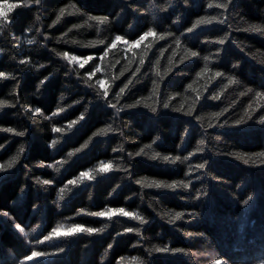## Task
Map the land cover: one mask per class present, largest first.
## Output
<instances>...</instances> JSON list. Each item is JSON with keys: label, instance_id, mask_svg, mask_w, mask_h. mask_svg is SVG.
Here are the masks:
<instances>
[{"label": "trees", "instance_id": "trees-1", "mask_svg": "<svg viewBox=\"0 0 264 264\" xmlns=\"http://www.w3.org/2000/svg\"><path fill=\"white\" fill-rule=\"evenodd\" d=\"M227 2L0 0V264H264V0Z\"/></svg>", "mask_w": 264, "mask_h": 264}, {"label": "snow or ice", "instance_id": "snow-or-ice-1", "mask_svg": "<svg viewBox=\"0 0 264 264\" xmlns=\"http://www.w3.org/2000/svg\"><path fill=\"white\" fill-rule=\"evenodd\" d=\"M36 3L38 4L39 3V0H36ZM231 3V0H228L227 3H223V4H220V3H217L215 6L218 7V8H227L228 7V4ZM17 5H8L7 8H8V11H11L12 8L16 7ZM213 5L212 4H209V7H212ZM61 15H63V12H61ZM0 17H2L4 19V21L6 22L7 21V16H6V13L3 12V11H0ZM59 19V17H58ZM92 19L98 21L99 23L103 24V23H106L108 18L107 17H92ZM216 18L215 17H212L211 19H202V20H198L196 22V25H199L201 23H211L212 20H215ZM194 25V27L196 26ZM193 29L192 28H189L188 31L191 32ZM252 31H256V32H260V31H264V29H261L259 26H252L251 28ZM149 35H155V33L152 31V30H149L148 32L144 33L142 36H140L139 40L136 41L135 43L136 44H139L140 41H143L145 39V37L149 36ZM163 38V37H161ZM123 39V37L121 36H116L115 37V41L112 43V45H110V47H115V42L116 41H121ZM31 42V41H29ZM219 43L223 44L224 43V40H220L218 41ZM177 46H179V42H177ZM104 55H107V51H105ZM191 56H196L197 53L196 52H191L190 53ZM63 57L65 59H67L69 61V63H72L73 61H79L80 58L79 57H76V56H69V54L67 52L63 53ZM92 57L89 56L87 58L84 59L83 63H80V67L83 68L84 67V64L88 62V60H91ZM101 59H103V57H101ZM25 61H21V63H24ZM141 64L144 63L143 60L140 61ZM97 71H99V69H97ZM137 71H139V68H137ZM209 71V69L207 68V66H205V69H204V72H207ZM123 74V73H121ZM91 75H94V73H92ZM216 76H220L222 75L221 73H216L215 74ZM9 78L8 74L0 71V79H7ZM91 78V76H90ZM236 81L234 79H230L229 80V83L232 84V83H235ZM43 83V82H42ZM97 83L100 85L101 88H104L105 87V83L104 81H101V80H98ZM129 83H131V81H129ZM128 85L126 84L124 86V88H121L120 92L123 93L125 88H127ZM191 87V86H190ZM104 95L107 96L108 93L107 91L104 92ZM257 96H261V93H257L256 94ZM139 103V102H138ZM6 106V102L5 101H0V109L4 108ZM165 107H168L167 104L164 105ZM113 107H115V105H113ZM251 107V105L249 106ZM39 109L36 110L37 113H39ZM60 111H63V109H61ZM81 119H83V116H81ZM249 119H251V117H249ZM243 122V120L241 121H237V123H241ZM260 122L261 123H264V116H262L260 118ZM75 123H77V121H72L68 127H72V125H74ZM5 131H8V132H15L14 129H4ZM54 131L56 132H60L61 129L59 128H56L54 129ZM17 135H24L23 132H18V133H15ZM56 141H53V144H55ZM150 147V146H149ZM21 152L23 151V149L21 148L20 150ZM143 149H141V153H143ZM140 153H137V155H139ZM157 158H160V154L159 153H155L153 154L152 156V159H157ZM241 159H243V157H240ZM163 160L167 161L170 159V157L168 156H164L162 157ZM176 159H179V157H176ZM245 163H247L248 161L245 159L244 161ZM15 163V158L13 159L12 162H10L7 167L8 168H11L13 166V164ZM198 168H203L204 165L203 164H200V165H197ZM4 169V165H0V170H3ZM112 169V165H111V162H108L107 164L101 162V164L99 165V167L96 169V171L100 172V173H104V172H108ZM79 181H83L84 179H88V180H93L95 179V176L91 174V170L88 171V172H81L80 173V176H79ZM42 183L44 184H50L51 181L49 180H43ZM69 184H72V185H76L78 183V180H70L68 181ZM139 183V181H138ZM148 187H157V188H162V187H167V188H176L178 185L173 183V184H163L161 182H156V181H153L152 183L150 184H147ZM181 186L187 188L188 185L187 184H183V182H181ZM61 193L64 192V189H61L60 190ZM61 198H63V196H61ZM251 197L248 198V200H250ZM248 200H245L244 203L247 204L248 203ZM90 215L92 216H96V217H108L109 219L112 218V216H115V215H120V216H126V217H130L134 220H138L140 221V223H145V220L142 216L138 215V214H135L133 212H129V211H126L124 208H119V209H112V208H109L107 209L106 211H99V212H93V213H90ZM183 214L182 213H176L174 216L171 217V221L170 222H174L175 220L177 219H180L181 216ZM18 228H20L19 225H17ZM21 231H23L22 228H20ZM97 231H100L99 229H95V228H91V227H84L82 225H78V224H73L71 228H69L67 231H64V232H61L59 230V228H56V229H53L52 230V233L49 235V236H46L44 238L45 241H48V240H51L53 237H72V236H75L76 234L78 233H87V234H93ZM127 232H132V231H136V229H133V228H128L126 229ZM41 243H43V241H41ZM111 247V245H110ZM60 251H63V249L61 248ZM156 251H168V249H157ZM48 255V253H45V252H39V251H33L31 253L30 256H27L25 259L26 260H31L33 259L34 257H43V256H46ZM123 259V258H122ZM136 258H133V260H135ZM214 264H226L225 261L221 260V259H217Z\"/></svg>", "mask_w": 264, "mask_h": 264}, {"label": "rangeland", "instance_id": "rangeland-1", "mask_svg": "<svg viewBox=\"0 0 264 264\" xmlns=\"http://www.w3.org/2000/svg\"><path fill=\"white\" fill-rule=\"evenodd\" d=\"M83 59H80L79 61H73L72 63H70V64H73V65H77V66H79L80 65V63H83Z\"/></svg>", "mask_w": 264, "mask_h": 264}]
</instances>
